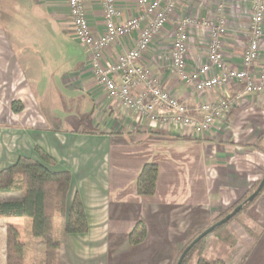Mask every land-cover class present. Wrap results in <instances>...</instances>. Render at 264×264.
Returning <instances> with one entry per match:
<instances>
[{
	"label": "crops",
	"instance_id": "crops-1",
	"mask_svg": "<svg viewBox=\"0 0 264 264\" xmlns=\"http://www.w3.org/2000/svg\"><path fill=\"white\" fill-rule=\"evenodd\" d=\"M82 2L97 38L104 32L100 0ZM240 2L234 1L237 6ZM218 4L217 0H181L143 57L159 86L189 107L216 101L219 94L196 93L179 80L169 58L173 23L185 15L207 18ZM116 7L119 23L139 13L136 0H116ZM66 8L67 0H0V104L3 90L12 93L8 108L0 114V171L19 158L39 162L38 148L52 159L50 171L71 175L66 203L69 207L79 198L88 230L67 236L64 244V221H54V235L60 223L55 236V240L60 237L57 264L66 255L72 264H171L197 229L210 228L214 216L263 176L264 154L244 147L263 129L237 127L232 111L242 108L244 100L201 137L188 130L153 127L99 89L88 67L90 54L70 41L62 28L60 13ZM138 35L134 32L108 46L103 62H113L132 48ZM239 37L227 33L223 38L224 58L232 67L241 62ZM207 45L192 27L186 72L205 63ZM59 47H66L64 55L57 53ZM12 102L21 104L19 113L10 110ZM145 165L157 171L150 197L137 190ZM20 199L19 194H0V202ZM252 213L261 232L246 246L243 264H264V194ZM2 223L0 264H6L7 227L17 232L23 256L34 252L25 242V238L39 241L30 236V220ZM137 224L145 226V240L131 246L128 236ZM24 264L31 263L24 257Z\"/></svg>",
	"mask_w": 264,
	"mask_h": 264
},
{
	"label": "built area",
	"instance_id": "built-area-1",
	"mask_svg": "<svg viewBox=\"0 0 264 264\" xmlns=\"http://www.w3.org/2000/svg\"><path fill=\"white\" fill-rule=\"evenodd\" d=\"M181 0H136L139 13L123 23L117 21L116 0H100L104 32L94 38L82 0H67L76 43L90 54L88 67L100 90L110 100L146 118L163 130H188L201 137L213 129L217 120L232 111L248 95L264 92V0H251L247 45L240 66L232 67L224 58L223 38L228 33L226 9L218 6L208 38L205 63L188 73L186 68L189 30L195 20L189 15L177 22L169 58L176 75L196 93L218 92L216 101L192 107L163 90L144 64V54L154 37L166 26ZM139 31L134 46L113 62H103V51L116 41ZM234 86L240 89L232 91Z\"/></svg>",
	"mask_w": 264,
	"mask_h": 264
},
{
	"label": "trees",
	"instance_id": "trees-1",
	"mask_svg": "<svg viewBox=\"0 0 264 264\" xmlns=\"http://www.w3.org/2000/svg\"><path fill=\"white\" fill-rule=\"evenodd\" d=\"M10 110L19 113L22 106L19 102H12ZM35 154L39 162L29 158H19L16 163L0 171V194L21 196L19 201L0 202V222L10 219L30 220V236L39 239L44 245V264H57L59 246L55 240L54 221L58 219L64 221L62 231L64 244L67 236L85 234L88 227L79 198L75 197L69 207L66 203L71 175L68 172L50 171L47 166L53 163L52 159L38 148H35ZM156 177V168L145 165L137 179L138 194L153 196ZM263 179L264 176L242 195L233 208L226 210L215 219L211 225V227L215 226L212 231L191 247L181 264H186L193 254L196 256L195 264H223L220 260L208 261L203 257L204 241L208 236L221 231L229 223L247 214L248 208L264 193ZM226 218L228 220L223 222ZM244 231L249 238H255L254 232L249 227L244 226ZM200 234L183 248L175 264L183 251ZM145 236V226L137 224L129 234L128 242L131 246H137L143 243ZM221 240L227 243L226 245L235 244V240L230 236ZM246 258L247 255L242 258L240 264H243ZM6 264H24L22 246L17 232L12 227L6 229Z\"/></svg>",
	"mask_w": 264,
	"mask_h": 264
},
{
	"label": "rangeland",
	"instance_id": "rangeland-1",
	"mask_svg": "<svg viewBox=\"0 0 264 264\" xmlns=\"http://www.w3.org/2000/svg\"><path fill=\"white\" fill-rule=\"evenodd\" d=\"M217 1L219 3L218 5L223 6L227 10L226 24H227L228 34L232 33V34H235V36L239 37V35H236V34L242 33L241 34L242 36H240L241 38L240 37L238 38L239 49H240L239 51H240V53H242L244 51V49L246 48V45H247L246 27H247V24L249 21V16H250V11H251L250 2H249L250 0H240L241 2L239 4V6H237L234 3L235 0H217ZM64 2H65V0H64ZM216 8L217 7H215V9H213L212 14L207 18H199V19L197 18L196 19V18L192 17L195 20V24L193 27H195V29L200 33V36L204 41H206V40L208 41V38L210 36V30L212 29V26L214 24ZM66 9H67L66 12L60 13L61 19L63 22L62 28H64L65 33L68 35L67 38L70 41L75 42L74 31H73L72 22H71V19L69 16L68 5H67ZM171 17L172 16L169 17L168 22L171 19ZM178 21L173 23V27H174L173 37L175 34V29H176V25H177ZM243 31L245 33H243ZM65 51H66V47L65 48L64 47L57 48V53H59L61 55H64ZM204 56L206 58V54ZM151 78L153 80H155V78L152 76V74H151ZM156 83H157V81H156ZM191 89L194 90L192 87H191ZM239 89H240L239 86H234L232 88V91H235V90L238 91ZM3 92H4L5 98H4V101L0 104V114H1V112L5 113V110L8 108L9 99H11V97H12V93H10V90H3ZM237 109L238 108L234 109L232 112H236V119L238 120L236 125L239 128V130H244V129L246 130L250 127H252L253 129L254 128H256V129L262 128L263 129L262 133L259 136H257V137L254 136V138H251V140H250L251 142L249 144H245L244 147L246 149H252V150L256 149V150H258L264 154V93L260 94L259 96L258 95L246 96L244 98L242 108H240L239 110H237ZM263 176H264V172H263ZM263 176H261V178L259 177L254 183H252V185L249 188L244 190L243 194H245L246 191L248 189H250L252 186H254L257 182H260V180L262 179ZM263 194L261 195V197L257 201H255L248 208L247 214H245L244 216H241L238 219H236L235 221L229 223L221 231H219L215 234H212L206 238V240L204 241L205 250H204V254H203V257L206 260H208V261L220 260L223 264H240L242 257L248 251L246 246L248 244H250V242H252V240H253L246 235V233L244 231V226H247L250 229H252V231L254 232L255 238H257L259 236V233L261 232V226L259 224V219L257 217H255L252 212H253V207H255L258 204V201L261 200ZM242 195H241V197H242ZM241 197H239L236 201L231 203V205L228 206L226 209H224L221 213L214 216L212 221H211V224L209 226H211L215 222V219H217L223 212H225L228 209L233 208L234 205L237 202H239ZM2 222L3 221L0 222V227H1V224L3 226ZM59 224L60 223H57L55 226L56 233H57L58 229L60 228ZM197 225H199V224H197ZM205 229H200V230L197 229L195 237ZM56 233H55V236H56ZM228 236H230L231 239L235 240V244L226 245L227 243H225L224 241L221 240L222 238L225 240ZM194 238H191L185 244V246ZM25 240H26L25 242L27 244V250H31L32 248L34 249L33 253H28V254H25L23 256V258L25 257L26 263L44 264V258H45V256H44V245L42 247V245L39 243L41 241L40 240L39 241L38 240L31 241V239L28 240L27 238H25ZM56 241L60 242L59 236L56 238ZM34 244H38V245L34 246ZM183 248L179 251L178 254L175 255L174 260L171 262V264L176 263L177 258L179 256V254L182 252ZM65 257H66V260L64 258H62V260H60V263L61 264H72L71 261L68 259L67 255ZM195 258H196V256H195V254H193L190 257V260L186 264H195Z\"/></svg>",
	"mask_w": 264,
	"mask_h": 264
},
{
	"label": "water",
	"instance_id": "water-1",
	"mask_svg": "<svg viewBox=\"0 0 264 264\" xmlns=\"http://www.w3.org/2000/svg\"><path fill=\"white\" fill-rule=\"evenodd\" d=\"M264 183V179H263V182H262V184ZM237 210H235V212H236ZM234 212V213H235ZM229 218V217H228ZM228 218H226L225 220H223V222H225V221H227L228 220ZM215 227V226H214ZM214 227H210V228H208L207 230H205L202 234H200L184 251H183V253L181 254V256H180V258H179V260H178V262H177V264H181V262H182V260H183V258H184V256L186 255V253L191 249V247L194 245V244H196L201 238H203L204 236H206L209 232H211L212 231V229L214 228Z\"/></svg>",
	"mask_w": 264,
	"mask_h": 264
}]
</instances>
